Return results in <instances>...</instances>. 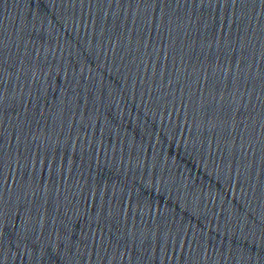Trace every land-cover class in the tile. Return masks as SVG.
<instances>
[{"label": "water", "instance_id": "obj_1", "mask_svg": "<svg viewBox=\"0 0 264 264\" xmlns=\"http://www.w3.org/2000/svg\"><path fill=\"white\" fill-rule=\"evenodd\" d=\"M0 264H264V0H0Z\"/></svg>", "mask_w": 264, "mask_h": 264}]
</instances>
